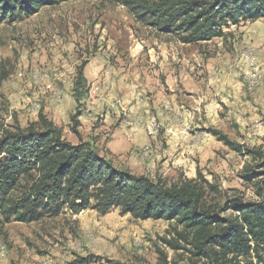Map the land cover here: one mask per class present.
<instances>
[{"label":"rangeland","instance_id":"1","mask_svg":"<svg viewBox=\"0 0 264 264\" xmlns=\"http://www.w3.org/2000/svg\"><path fill=\"white\" fill-rule=\"evenodd\" d=\"M223 34V38L208 42L182 44L174 35L139 23L118 0H67L58 6L43 7L28 18L2 22V121L7 127L25 128L42 114L62 131L66 141L75 144L77 137L72 131L71 118L77 108L62 117H56L49 109L61 104L66 107V99L74 100L78 68L85 79L83 99L88 102L97 98L111 80L117 94L128 95L129 101L134 102L130 97L134 93L141 104L147 105L146 110L154 112L149 104L154 102L156 82L160 79L162 51L188 49L196 58L193 66L197 79L208 76L217 82L222 68L227 66L226 69L233 71L243 88L244 108L247 103L251 111L246 110L240 131L230 121L225 123L227 133H222L243 149H260L264 154V102H256L260 95L264 99V19L228 25L223 28ZM246 50L257 55L255 66L263 74V81L255 91H248L243 84L241 54ZM208 62L212 64L206 66ZM40 74L43 75L31 81L30 77ZM30 101L36 102L34 109ZM81 101L77 110L81 109ZM113 105L114 102L110 107ZM118 110L121 111L119 106ZM50 115L56 117L55 122ZM101 119L96 116L95 122L90 123L99 125ZM79 127L80 124L76 131L84 139ZM158 135L159 131L155 137L146 136ZM89 142L95 141L91 138ZM220 144V149H213L211 156L203 160L197 154H184L181 162L184 164L177 162L165 144L166 153L165 148L159 150L149 144L129 150L122 158H108L117 169L145 175L153 181L161 180L167 185L195 179L200 173L218 188L219 194L214 198L221 206L232 199H240L242 203L259 201L256 190L260 181H264V158L253 160ZM99 148L101 154H107L103 144ZM130 153L133 159L142 160L140 165L127 157ZM189 155L191 159L186 158ZM248 170L258 175L251 183L244 179L250 175ZM233 216L230 209L220 215ZM173 229V224L164 220H135L120 214L118 209L99 215L92 209L73 214L62 208L55 217L28 224L17 221L4 224L0 218V252L6 255L0 264H71L79 259H87L88 264H162L159 252L166 257L167 264L196 262L189 252L190 246L179 241ZM164 239L177 241L179 248L167 246Z\"/></svg>","mask_w":264,"mask_h":264},{"label":"trees","instance_id":"2","mask_svg":"<svg viewBox=\"0 0 264 264\" xmlns=\"http://www.w3.org/2000/svg\"><path fill=\"white\" fill-rule=\"evenodd\" d=\"M67 0H0V24L28 18L43 7ZM135 20L158 32L171 34L182 44L194 45L223 38V28L264 19V0H118ZM82 69H77L73 92L76 108L86 94ZM72 116L75 144L39 114L27 127H7L0 114V218L35 223L57 216L62 208L73 214L92 209L105 215L118 209L135 220H164L173 234L190 246L191 264H264V181L256 190L259 201L232 199L221 206L218 188L197 173L177 184L135 175L114 167L94 142L84 141L76 127L79 110ZM229 150L264 158L260 149H243L221 131L204 130ZM264 165V162L262 163ZM250 183L258 177L249 171ZM213 195V197L210 196ZM232 218H222L224 210ZM163 242L178 249L177 241ZM162 264L166 257L159 252ZM71 264H88L79 259Z\"/></svg>","mask_w":264,"mask_h":264},{"label":"crops","instance_id":"3","mask_svg":"<svg viewBox=\"0 0 264 264\" xmlns=\"http://www.w3.org/2000/svg\"><path fill=\"white\" fill-rule=\"evenodd\" d=\"M161 56L159 65L161 81L156 82L154 102L149 104V108L152 107L154 112L146 110L147 105L141 104V99L134 93L130 94L134 102L129 101L128 95L117 94L115 83L108 80L97 98L89 102L88 99L81 101L79 128L84 133V141L92 138L97 147L101 142V146L103 144L104 150H107V157L112 159L122 158L129 150L134 151L149 144L155 145V149L165 148L166 153V147L163 146L165 144L177 158V162L184 164L181 162L186 153L197 154L203 160L211 156L213 149L222 147L204 130L212 128L226 134L225 123L230 121L234 122L239 131L241 130L239 128L243 125V116L246 110L249 112L251 110L248 109L247 103L245 105L247 108H244L243 88L234 77L233 71L226 69L227 66L225 69L222 68L217 82H213L208 76L197 79L193 66L196 58L190 50L170 49L169 53L162 51ZM210 64L212 63L208 62L206 66ZM256 100L259 104L264 102L261 95ZM74 101L71 97L65 100L66 107L61 104L57 107L51 106L49 110L55 113L56 117H62L65 112L71 113L76 108ZM112 102L115 103L114 109L110 107ZM118 106L121 111L118 110ZM149 115L155 116L160 125L156 138H148L144 131ZM96 116L102 119L99 125L94 126L90 122H95ZM50 117L53 122L56 121V117L51 115ZM78 133L81 134L79 131ZM129 155L131 156L127 157L131 161L137 165L141 164L142 160L133 159L132 153ZM186 158L191 159L190 155Z\"/></svg>","mask_w":264,"mask_h":264},{"label":"built area","instance_id":"4","mask_svg":"<svg viewBox=\"0 0 264 264\" xmlns=\"http://www.w3.org/2000/svg\"><path fill=\"white\" fill-rule=\"evenodd\" d=\"M254 58H257V56H250V52H247V55H243V62H242V69H241L243 84H247L248 81L258 80V70L259 69H251V61H253ZM41 75L43 74L33 75L32 77H30V79L31 81H33L35 79L40 78ZM30 103H31V108L34 109V107L36 106V102L30 101ZM149 119H152V126H144V130H146L147 136L155 137L159 131V130H154V122H157V120L154 119V117H150ZM5 258H6V255H1V252H0V259H5Z\"/></svg>","mask_w":264,"mask_h":264},{"label":"bare ground","instance_id":"5","mask_svg":"<svg viewBox=\"0 0 264 264\" xmlns=\"http://www.w3.org/2000/svg\"><path fill=\"white\" fill-rule=\"evenodd\" d=\"M247 52H250V56H257V55H254L250 50H246V51L242 52V54H241L242 58H243V55H247ZM255 60H256V58H254L253 61H251V69H259L258 66H255ZM262 75H263L262 71H260V69H259L258 70V80L248 81L247 84H245L248 91H255L256 89H258V87H260L261 82L263 81ZM146 126H152V119H149L147 121ZM159 129H160V125L158 124V122H154V130H159ZM1 249H2V247L0 246V250Z\"/></svg>","mask_w":264,"mask_h":264}]
</instances>
